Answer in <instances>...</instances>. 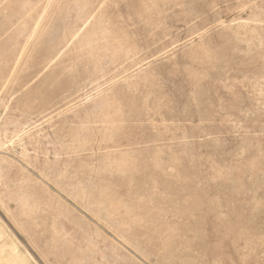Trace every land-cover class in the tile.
<instances>
[{"label":"rangeland","instance_id":"rangeland-1","mask_svg":"<svg viewBox=\"0 0 264 264\" xmlns=\"http://www.w3.org/2000/svg\"><path fill=\"white\" fill-rule=\"evenodd\" d=\"M0 264H264V0H0Z\"/></svg>","mask_w":264,"mask_h":264},{"label":"crops","instance_id":"crops-1","mask_svg":"<svg viewBox=\"0 0 264 264\" xmlns=\"http://www.w3.org/2000/svg\"><path fill=\"white\" fill-rule=\"evenodd\" d=\"M12 241V242H11ZM7 240V241H5V244L2 246V247H5V251H6V249L8 248V249H11V247H12V243H13V240ZM7 243V244H6ZM2 245V244H1ZM13 251H14V249H13ZM8 252V251H7ZM16 257H18V261L20 260V256H15V258L14 259H16Z\"/></svg>","mask_w":264,"mask_h":264}]
</instances>
